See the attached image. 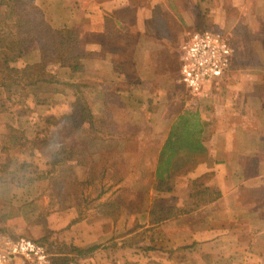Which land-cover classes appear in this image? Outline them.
<instances>
[{
  "label": "crops",
  "instance_id": "obj_1",
  "mask_svg": "<svg viewBox=\"0 0 264 264\" xmlns=\"http://www.w3.org/2000/svg\"><path fill=\"white\" fill-rule=\"evenodd\" d=\"M45 5L55 27L78 35L89 71L73 73L60 64L54 73L73 75V82L90 84L99 96L135 101L125 106L131 116L146 115L147 130L126 143L145 158L150 191L142 210L122 211L116 219L101 211L79 217L77 205H50L42 193L17 201L21 196L13 192L0 198L11 206L0 231L41 242L58 239L65 248L98 246L85 257L56 253L69 264H264V0H45ZM6 10L0 0V18ZM204 27L229 38L234 58L215 97L195 99L178 81L180 46L189 31ZM40 59L38 42L22 54L1 48L0 70ZM30 92H7L0 85V156L10 148L24 154L27 136L36 137L22 132L38 119L22 117L24 109L35 107ZM60 96L57 90L39 94L49 102ZM66 108L65 101L57 105L63 115ZM189 110L198 113L208 159L159 180L153 174L161 151ZM4 127L19 133L6 134ZM211 192L220 195L210 200ZM164 207L172 214L154 223L152 210L158 217Z\"/></svg>",
  "mask_w": 264,
  "mask_h": 264
},
{
  "label": "rangeland",
  "instance_id": "obj_2",
  "mask_svg": "<svg viewBox=\"0 0 264 264\" xmlns=\"http://www.w3.org/2000/svg\"><path fill=\"white\" fill-rule=\"evenodd\" d=\"M198 29L214 30L212 27ZM59 65L49 66L54 77L61 78L57 79L56 83L40 82L34 86L14 87L29 88L30 93L34 95V109H24L22 117L29 122L28 117L36 114L38 119L35 124L26 123L22 132L36 137L29 140L27 136L22 145L28 149L24 154L21 155L19 151L10 148V151L0 156L1 200L13 192H17L16 196H21L17 201H24L25 196H40L42 193L43 196L49 197L50 205L62 208L77 205L79 217L89 215L93 211H102L107 202L121 205L117 217L121 216L122 211L130 214L132 211L142 210L147 198L145 190L150 186L151 178L147 171H144L145 158L140 156L139 152L130 151L132 146L126 141L147 130L146 115L132 117L125 106L135 101H126L112 94L99 96L91 92V85L87 84L78 88L95 114L96 131L93 132L90 122L83 119L80 107L75 104L79 93L71 79L73 75L54 73L53 69L58 71ZM86 71L82 61L78 72L85 74ZM55 90L62 93L59 100L53 99L49 102L39 98L41 91L53 93ZM64 101L70 108H66L68 112L63 115L58 113L57 105ZM3 132L12 133L10 127H4ZM62 147H81L83 152L72 151V155L67 158L66 154L62 153L61 157L66 160L54 163L53 154L55 151L59 152ZM93 167L100 171L91 177L89 170ZM118 178H122V181L117 182ZM122 183L123 188L119 187ZM10 208L7 203L0 201L1 224L2 216L7 214ZM12 223L19 224L16 220H12ZM20 236L29 238L26 235ZM42 240L52 253L70 251V248H65L64 243L58 239ZM55 256L54 254V258ZM59 261L61 264L62 261ZM66 262L69 264L70 260L67 259ZM72 262L75 263L74 260Z\"/></svg>",
  "mask_w": 264,
  "mask_h": 264
},
{
  "label": "trees",
  "instance_id": "obj_3",
  "mask_svg": "<svg viewBox=\"0 0 264 264\" xmlns=\"http://www.w3.org/2000/svg\"><path fill=\"white\" fill-rule=\"evenodd\" d=\"M1 5L6 7L5 16L0 18V49L8 48L18 54H22L24 48L38 42L41 52V59L33 64H28L24 68L7 66V69L0 70V85L10 92L16 86H34L40 82L56 83L57 79L49 70L51 64H61L71 69L73 73L81 69L84 54L79 47L78 35L67 27H55L48 18V8L45 0H1ZM76 91L79 93L75 104L80 107L84 120L90 122L91 130L96 131L95 114L84 94L80 92L82 84L75 83ZM50 122V120H49ZM199 119L196 111H187L179 116V119L172 127L170 135L160 154L159 167L153 174L159 180L167 179L173 173L183 174L193 169L197 164L208 159L209 150L205 146L199 131ZM11 134L16 135L19 130L10 127ZM72 151L83 152L81 147L73 149L62 147L59 152H54V163L65 161L67 156L72 155ZM62 153L66 158L61 157ZM89 157V156H88ZM84 159H87L84 157ZM100 170L93 167L89 173L92 175ZM123 175V174H122ZM93 176V178L95 177ZM210 173L203 179L210 178ZM122 178H118L117 182ZM146 192L150 191L147 187ZM220 194L218 192L210 193V200L216 199ZM101 211L106 216L117 218L120 214L121 205L107 202ZM161 214L157 217L154 209L152 210L153 222L160 223L165 217L172 214L171 210L161 208ZM4 232V231H3ZM49 252L50 249L47 246ZM70 251L79 254V257H85L96 250L98 246L89 248L69 247ZM52 253V252H51ZM63 253V252H61ZM56 255V253H53ZM55 264H67L66 257L54 258Z\"/></svg>",
  "mask_w": 264,
  "mask_h": 264
},
{
  "label": "built area",
  "instance_id": "obj_4",
  "mask_svg": "<svg viewBox=\"0 0 264 264\" xmlns=\"http://www.w3.org/2000/svg\"><path fill=\"white\" fill-rule=\"evenodd\" d=\"M234 48L223 33L189 31L180 46L179 83L192 98L215 97L219 80L232 67ZM0 264H55L54 254L36 239L0 231Z\"/></svg>",
  "mask_w": 264,
  "mask_h": 264
}]
</instances>
